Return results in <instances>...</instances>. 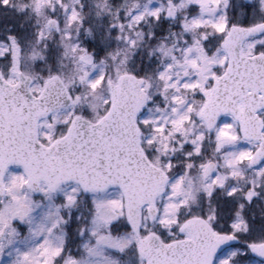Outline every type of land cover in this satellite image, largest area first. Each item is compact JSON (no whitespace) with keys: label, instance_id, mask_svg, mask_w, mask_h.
I'll return each instance as SVG.
<instances>
[{"label":"snow or ice","instance_id":"obj_1","mask_svg":"<svg viewBox=\"0 0 264 264\" xmlns=\"http://www.w3.org/2000/svg\"><path fill=\"white\" fill-rule=\"evenodd\" d=\"M0 264H264V0H0Z\"/></svg>","mask_w":264,"mask_h":264}]
</instances>
